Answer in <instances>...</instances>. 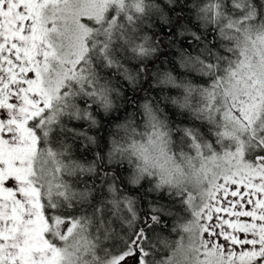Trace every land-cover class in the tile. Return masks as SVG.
I'll return each instance as SVG.
<instances>
[{
  "label": "snow or ice",
  "instance_id": "6c2138e0",
  "mask_svg": "<svg viewBox=\"0 0 264 264\" xmlns=\"http://www.w3.org/2000/svg\"><path fill=\"white\" fill-rule=\"evenodd\" d=\"M0 264H264V0H0Z\"/></svg>",
  "mask_w": 264,
  "mask_h": 264
},
{
  "label": "trees",
  "instance_id": "16d2710c",
  "mask_svg": "<svg viewBox=\"0 0 264 264\" xmlns=\"http://www.w3.org/2000/svg\"><path fill=\"white\" fill-rule=\"evenodd\" d=\"M105 135H107V133H105Z\"/></svg>",
  "mask_w": 264,
  "mask_h": 264
}]
</instances>
